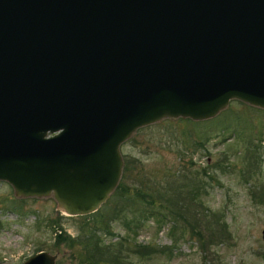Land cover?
<instances>
[{"label":"water","instance_id":"water-1","mask_svg":"<svg viewBox=\"0 0 264 264\" xmlns=\"http://www.w3.org/2000/svg\"><path fill=\"white\" fill-rule=\"evenodd\" d=\"M234 98L264 108V0H0V180L17 196L94 212L139 127Z\"/></svg>","mask_w":264,"mask_h":264},{"label":"rangeland","instance_id":"rangeland-1","mask_svg":"<svg viewBox=\"0 0 264 264\" xmlns=\"http://www.w3.org/2000/svg\"><path fill=\"white\" fill-rule=\"evenodd\" d=\"M226 110L244 120L243 133L238 137L231 131L238 120L228 122L229 128L224 132L218 128ZM209 119L207 124H195L180 117H165L139 127L120 146L123 164L124 159H129L126 178L122 179L126 184L135 176L160 179L170 170L190 163L199 169L224 157V153L234 165L224 173L217 169L218 181L213 179L207 185V192L201 197L202 206L198 208H208L220 215L226 220L228 231L215 233L212 238L205 233L200 241L187 229L183 236L177 234L174 243L168 222L149 218L144 226L132 223L130 233L136 241L174 245L171 255L160 253L149 261L141 260L140 264H264V108L234 98ZM204 134L208 139L200 146L195 140ZM247 137L257 143L259 158L249 157ZM243 167L252 171L251 178L246 172L242 177L239 169ZM122 175L123 166L121 178ZM79 216L62 213L52 195L17 196L10 183L0 180V264H21L39 250L54 254L55 264H78L75 254L80 245H58L55 235L65 230L76 236L82 220ZM110 224L114 233L103 234L105 242H113L128 231L119 220ZM135 260L139 261L136 256Z\"/></svg>","mask_w":264,"mask_h":264},{"label":"trees","instance_id":"trees-1","mask_svg":"<svg viewBox=\"0 0 264 264\" xmlns=\"http://www.w3.org/2000/svg\"><path fill=\"white\" fill-rule=\"evenodd\" d=\"M222 113L223 117L218 128L224 132L229 128L228 122L237 121L240 115H236V118L231 115L233 113L230 110ZM180 119L195 124H207L212 118L192 120L180 117ZM243 123L244 120H238L236 127L231 129L235 137L243 133L241 127ZM206 139L208 137L204 134L198 137L195 142L204 146ZM246 142H249L247 147L251 151L248 154L249 157L259 158L256 154L258 145L254 138L247 137ZM225 154L224 157L216 158L211 165L207 164L199 169L190 163L183 165L182 168L170 170L160 179L152 176H135L133 181L126 184L122 179L126 178L129 167L127 157L124 159L122 178L110 197L96 211L79 216L82 220L79 223L80 230L76 236L72 237L65 230L56 233V244L65 243L68 246L79 244L80 248L75 254L79 258L78 264H140L141 260L149 261L160 253L171 255L174 245L136 241L134 235L130 233L132 223L136 227L144 226L149 218H154L156 222L160 223L168 222L170 223L168 232L173 237L174 243L180 235H184L187 229L195 234L200 241L204 238L205 233L210 238L215 233L216 235L226 233L228 225L220 215L208 208L198 210L199 206H202L201 197L207 192V185L213 179L218 181L217 169L220 168V171L224 173L229 171L228 168L234 167L232 160ZM239 170H241L242 177L246 172L251 178L252 171L248 168L243 167ZM106 203L114 206L110 208ZM112 220L121 221L128 231L113 242H105L103 234L112 235L114 233L110 224ZM178 233L179 236H177ZM135 256L139 261L135 260Z\"/></svg>","mask_w":264,"mask_h":264}]
</instances>
